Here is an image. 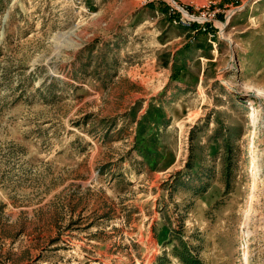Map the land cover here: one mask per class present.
<instances>
[{
    "label": "rangeland",
    "instance_id": "obj_1",
    "mask_svg": "<svg viewBox=\"0 0 264 264\" xmlns=\"http://www.w3.org/2000/svg\"><path fill=\"white\" fill-rule=\"evenodd\" d=\"M0 264H264V0H0Z\"/></svg>",
    "mask_w": 264,
    "mask_h": 264
},
{
    "label": "built area",
    "instance_id": "obj_2",
    "mask_svg": "<svg viewBox=\"0 0 264 264\" xmlns=\"http://www.w3.org/2000/svg\"><path fill=\"white\" fill-rule=\"evenodd\" d=\"M151 1H154V0H145V2H148V3L151 2ZM189 24H190V23H189Z\"/></svg>",
    "mask_w": 264,
    "mask_h": 264
},
{
    "label": "trees",
    "instance_id": "obj_3",
    "mask_svg": "<svg viewBox=\"0 0 264 264\" xmlns=\"http://www.w3.org/2000/svg\"><path fill=\"white\" fill-rule=\"evenodd\" d=\"M166 5V4H165ZM167 6V5H166Z\"/></svg>",
    "mask_w": 264,
    "mask_h": 264
}]
</instances>
